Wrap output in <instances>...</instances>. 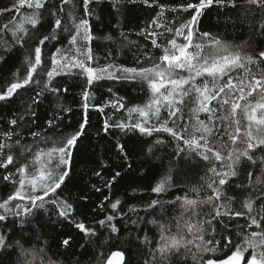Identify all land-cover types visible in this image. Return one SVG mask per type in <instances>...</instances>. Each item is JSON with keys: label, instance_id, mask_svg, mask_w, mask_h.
Returning <instances> with one entry per match:
<instances>
[{"label": "snow or ice", "instance_id": "snow-or-ice-1", "mask_svg": "<svg viewBox=\"0 0 264 264\" xmlns=\"http://www.w3.org/2000/svg\"><path fill=\"white\" fill-rule=\"evenodd\" d=\"M93 2L12 0L0 8V15L13 14L0 25V32L11 36V41L0 40L5 53L0 64L17 46L23 50L20 65L0 80V102L20 98L22 109L0 117V181L13 188L0 196V264H61L48 252L45 225L38 217V211L49 206L58 220L83 234L81 248L90 249L95 264H264V39L255 40L264 38V0H182L171 8L157 0H140L159 9L136 33L154 51L137 46L131 65L115 63L112 51L106 63L96 57L90 24ZM123 2L111 0L112 8L119 12ZM213 6L238 10L240 23L247 21L252 28L249 39L236 44L202 31V17ZM168 11L187 18L169 20ZM226 19L236 27V20ZM120 35L136 46L125 33ZM60 76L84 81L80 117L63 125V114L73 109L57 103L41 125L35 110L41 98L51 95L60 101L68 91L54 86ZM103 80L144 85L145 99L128 106L108 88L116 99L109 101L114 111L106 114L107 105L92 103L91 89ZM28 93L25 101L23 94ZM92 110L104 117L98 122L106 135L148 137L151 143H142H148L149 155L171 150L167 168L149 185L147 201L129 204L124 211V202L113 200L110 193L93 209L88 223L75 216L74 205L59 193L72 179ZM122 110L126 118L116 119ZM135 146V141L129 146L115 138L114 147L125 162ZM158 159L163 167V158ZM189 162L200 175L196 184L181 187L177 180L189 170ZM245 163L251 165L248 182L233 185ZM127 167L132 171L130 163ZM127 175L117 170L103 187L110 190ZM172 189L181 194L172 197ZM78 199L86 201L88 196ZM239 218L245 224L237 227L233 239L232 225ZM218 227L223 229L219 238ZM72 240L67 235L61 246L67 249Z\"/></svg>", "mask_w": 264, "mask_h": 264}, {"label": "trees", "instance_id": "trees-1", "mask_svg": "<svg viewBox=\"0 0 264 264\" xmlns=\"http://www.w3.org/2000/svg\"><path fill=\"white\" fill-rule=\"evenodd\" d=\"M11 2L12 0H0V8L9 6ZM157 2L171 8L181 3L182 0H157ZM237 2L240 3L241 0H237ZM91 8L94 10V15L90 19V24L92 27V35L95 37L92 41V47L101 63L108 62L105 60V57L109 51L114 53L110 59L115 63H128L129 65L134 60V54L138 51L137 46L144 45L149 51H154L151 49L150 42L145 41L136 33L145 27L152 17L155 16L159 10L158 8H148L140 0H137L136 3H132L131 0H124L119 12L112 8L111 0H95L91 4ZM11 15L13 14L5 13L0 15V25L6 23L11 18ZM165 15L169 20L174 16L187 18L186 14H176L171 11L166 12ZM228 17L236 20L235 28L232 27L231 21H227L226 18ZM200 28L202 31H210L214 35H219L223 39L236 44H242L247 41L250 33H252V28L247 26V21L243 25L240 23L238 10L231 8L221 9L216 6H213L202 17ZM121 32L127 35L129 41L135 42L136 46L128 44V41H125L121 37ZM106 36H111L113 39H105ZM262 39L264 38L259 36L255 37L256 41H261ZM0 40L11 41V36L10 34L0 32ZM52 43H55V41L49 43V48H51ZM22 51L17 46V50L7 56L6 63L0 64V80L20 65ZM3 55H5L3 46L0 45V56ZM83 85L84 81L81 79H73L71 76L57 77L54 86H58L61 89L67 88L68 91L61 96L60 101H57L51 95H48L46 98H41V103L35 109L40 116L39 123L42 125L47 115L53 112L54 105L61 103L63 106L73 109L71 113L63 114V125L74 124L80 117L78 105L81 99L80 94ZM108 88H112L116 96L124 97L128 106L141 103L145 99V92L142 91L144 85L126 81L116 82L103 80L91 89L95 97L92 103L107 105L105 107L106 114H112L114 110L109 104V101L116 99V96H113L107 91ZM30 95L31 93L23 94L24 100L28 101ZM20 104V98H16L11 102H0V117L6 118L14 111H22ZM103 118L97 111H91V126L88 128L89 135L84 140L81 152L78 154L72 171V179L69 181L68 187L59 193L61 196L68 198L69 202L74 205L75 216L85 218L88 223H91L93 209L98 208L104 200V196L110 193L113 200L120 198L124 202V211H127L129 204L142 205L147 201L151 195L149 185L154 177L158 178V174L167 168L169 160L167 151L171 150L161 149L149 155L147 148L148 143H151V139L148 137H140L138 133L135 136L131 133L129 136H122L119 132H115L111 136L106 135L102 131H99L100 123L98 121H102ZM125 118L126 113L123 110L116 114V119L118 120ZM201 118H204L203 114H201ZM116 137H121L122 142H127L129 146H132L134 141L136 142L135 150L131 153L130 159L127 162L120 158L114 147ZM145 140L148 143H142ZM158 157L163 158V167H161V159H158ZM129 163L132 165V171H129L127 167ZM121 165H123V168H121ZM188 167L189 170L186 174L180 175L177 180V183L181 187L196 184L198 181L200 172L196 166L189 162ZM250 167V164L245 163L239 178L233 179L232 184H246L248 182L247 172ZM117 170L121 171L122 174L128 173V175L125 179L117 182L112 189L104 188V180L110 179L111 175ZM95 172H100L101 176H96ZM92 185L101 188V192H95ZM133 188L137 189L135 194L132 192ZM12 191L13 188L11 185L4 187V182L0 181V196H7ZM171 191L172 197L181 194L176 189H172ZM82 195H87L88 200L78 199ZM132 195H135L138 199L130 200L128 197ZM205 211H208V209H205ZM140 215L144 214L140 213ZM102 216L103 214L98 218H102ZM38 217L40 223L45 225L44 232L46 235L43 239L48 241V252L54 260L61 262V264H76L77 261L79 264H95L90 254V249L87 247L81 248V245L85 244L83 234L78 233L66 221L58 220L55 210L51 206L48 207V210H39ZM29 219L33 223L37 222V217H30ZM122 224L123 221H121ZM244 224L245 220L239 218L232 225L230 234L233 239L236 238L237 227ZM222 232L223 229L218 227L217 238L220 237ZM67 235H71L73 240L71 246L65 249L61 246L60 242ZM104 235L107 234L105 233ZM102 238L103 236H101Z\"/></svg>", "mask_w": 264, "mask_h": 264}]
</instances>
